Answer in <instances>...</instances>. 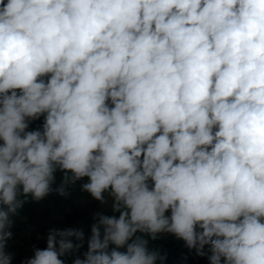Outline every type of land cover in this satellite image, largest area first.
<instances>
[{
	"label": "clouds",
	"instance_id": "obj_1",
	"mask_svg": "<svg viewBox=\"0 0 264 264\" xmlns=\"http://www.w3.org/2000/svg\"><path fill=\"white\" fill-rule=\"evenodd\" d=\"M51 196L19 264H264V0H0V264Z\"/></svg>",
	"mask_w": 264,
	"mask_h": 264
},
{
	"label": "rangeland",
	"instance_id": "obj_2",
	"mask_svg": "<svg viewBox=\"0 0 264 264\" xmlns=\"http://www.w3.org/2000/svg\"><path fill=\"white\" fill-rule=\"evenodd\" d=\"M80 195L81 194L78 191L73 193L74 197H80ZM57 199L59 201L60 207L64 206V210L61 212L57 211L56 214L54 215V217L62 215L64 217L63 220L55 219L53 217L50 220H43L41 218H36L32 221L29 220L27 225H25L22 221L17 222V228L15 229V231L17 233V246H16L15 250L17 252V258L18 259H20L24 255L30 254V246L33 243L38 244V246H40V247L44 246L43 241H37L36 240L37 233L43 234L45 229L48 228L49 226L53 225V224H55L56 226H66V224H65L66 217L63 215L66 208L70 207L71 211H72L73 207H78L80 209L85 208L88 210V212L90 214L91 211L95 210L98 207V205L95 202H91V203L85 204L83 206H77L75 204H72L69 201H63L59 197H57ZM73 224H75V222ZM28 226H32L35 229V231H33L32 235H31V237L24 235L26 228ZM165 243H166V246L171 250L173 256H178L179 252L181 251L179 243L175 242L171 239H169ZM19 254H21V255H19ZM16 264H19V262L16 261ZM190 264H205V262L202 260H192V261H190Z\"/></svg>",
	"mask_w": 264,
	"mask_h": 264
},
{
	"label": "trees",
	"instance_id": "obj_3",
	"mask_svg": "<svg viewBox=\"0 0 264 264\" xmlns=\"http://www.w3.org/2000/svg\"><path fill=\"white\" fill-rule=\"evenodd\" d=\"M63 210L64 206L60 207L57 197L51 196L44 202L43 207L36 204L27 205L21 215L27 216L28 221H32L36 218L50 220L54 217L57 211L61 212ZM63 215L66 217V226L72 225L76 221L88 223L90 220V214L85 208L80 209L78 207H73L70 214L64 212ZM19 260L20 259L17 258V262H19Z\"/></svg>",
	"mask_w": 264,
	"mask_h": 264
}]
</instances>
